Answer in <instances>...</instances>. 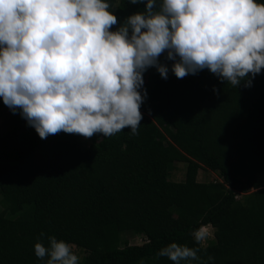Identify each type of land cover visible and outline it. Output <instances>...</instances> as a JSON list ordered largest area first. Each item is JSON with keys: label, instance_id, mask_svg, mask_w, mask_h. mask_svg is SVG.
<instances>
[{"label": "trees", "instance_id": "trees-1", "mask_svg": "<svg viewBox=\"0 0 264 264\" xmlns=\"http://www.w3.org/2000/svg\"><path fill=\"white\" fill-rule=\"evenodd\" d=\"M106 2L118 20L112 31L145 7ZM159 60L170 69L172 61ZM143 80L136 135L96 134L88 146L65 133L42 140L19 110L10 115L0 136V161L11 162L0 166V199L25 216L0 214V264H46L34 245L47 247L51 236L81 249L80 264H173L158 251L173 242L200 247L190 233L201 225L213 239L192 264H264V70L248 88L207 69L162 79L149 68ZM178 162L183 180L167 181L161 166ZM201 166L221 181L197 182ZM128 233L147 242L129 245Z\"/></svg>", "mask_w": 264, "mask_h": 264}, {"label": "clouds", "instance_id": "clouds-1", "mask_svg": "<svg viewBox=\"0 0 264 264\" xmlns=\"http://www.w3.org/2000/svg\"><path fill=\"white\" fill-rule=\"evenodd\" d=\"M143 11L118 20L106 0H0V100L40 139H89L129 128L143 116V73L162 79L207 69L222 82L251 87L264 70V3L257 0H128ZM164 56L171 67L160 63ZM215 92L216 89H213ZM41 233V238L44 237ZM206 246L209 227L190 233ZM34 245L46 264H80L74 245L54 236ZM201 247L170 243L157 257L199 261ZM208 261L214 257L208 256Z\"/></svg>", "mask_w": 264, "mask_h": 264}, {"label": "rangeland", "instance_id": "rangeland-1", "mask_svg": "<svg viewBox=\"0 0 264 264\" xmlns=\"http://www.w3.org/2000/svg\"><path fill=\"white\" fill-rule=\"evenodd\" d=\"M12 113L13 112L6 106L0 109V136H5L6 134H8L9 126H10V120L9 119H10V115ZM80 141L83 143L84 146H88L91 142L90 138L85 139L83 137L80 138ZM10 163L11 162H8V161H6V162L0 161V166L7 165ZM185 166H186L185 163L178 162V163H174L171 168L161 166V170L165 173L167 181H169V182H180L184 178ZM195 180L199 183H214V182H220L221 181V179L218 177V175L216 173L211 172L202 166L197 170ZM235 198L238 201L241 200V196H238V197L235 196ZM24 210H25V208H23V210L19 211L18 213L12 214L9 211V204L1 201V199H0V214H2L5 218L13 220V219L24 217L25 216ZM208 227H209V231L212 234L213 229L210 226H208ZM124 238L127 240V243L129 245H140V244L146 242L144 237L140 236V235H132V234L128 233V235L124 236ZM212 239H213V237L211 235V237L208 239L206 245L208 243H210L212 241ZM191 240H193V239L191 238ZM200 247H205V246H200ZM73 251L79 257V260H81V258L83 257V251L81 249H78L77 247H74Z\"/></svg>", "mask_w": 264, "mask_h": 264}, {"label": "built area", "instance_id": "built-area-1", "mask_svg": "<svg viewBox=\"0 0 264 264\" xmlns=\"http://www.w3.org/2000/svg\"><path fill=\"white\" fill-rule=\"evenodd\" d=\"M147 242V241H146Z\"/></svg>", "mask_w": 264, "mask_h": 264}]
</instances>
